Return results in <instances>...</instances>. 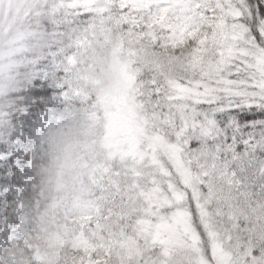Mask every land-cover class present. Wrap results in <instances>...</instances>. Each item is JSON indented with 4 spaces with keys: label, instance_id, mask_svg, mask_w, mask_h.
<instances>
[{
    "label": "snow or ice",
    "instance_id": "obj_1",
    "mask_svg": "<svg viewBox=\"0 0 264 264\" xmlns=\"http://www.w3.org/2000/svg\"><path fill=\"white\" fill-rule=\"evenodd\" d=\"M63 65L121 37L109 156L71 218L67 264H264V0H56Z\"/></svg>",
    "mask_w": 264,
    "mask_h": 264
},
{
    "label": "clouds",
    "instance_id": "obj_2",
    "mask_svg": "<svg viewBox=\"0 0 264 264\" xmlns=\"http://www.w3.org/2000/svg\"><path fill=\"white\" fill-rule=\"evenodd\" d=\"M55 4L0 0V120L13 110L37 62L58 40L52 29ZM124 63L120 35L95 33L77 69L87 106L73 105L35 130L29 195L16 226L28 247L9 248L8 264H67L76 205L88 190L96 164L109 156L115 100L125 84Z\"/></svg>",
    "mask_w": 264,
    "mask_h": 264
},
{
    "label": "trees",
    "instance_id": "obj_3",
    "mask_svg": "<svg viewBox=\"0 0 264 264\" xmlns=\"http://www.w3.org/2000/svg\"><path fill=\"white\" fill-rule=\"evenodd\" d=\"M52 29L58 38L35 66V73L26 89H21L13 110L0 120V264H8L9 248H27L17 233L21 204L29 195L32 175L31 148L26 141L33 140L34 130L43 119L56 115L67 108L82 106L83 100H69L68 74L64 69L55 70L52 59L66 49L67 34L71 24L66 16L54 13ZM49 65V71L42 66ZM25 141V143H24ZM16 230L15 240L11 239Z\"/></svg>",
    "mask_w": 264,
    "mask_h": 264
},
{
    "label": "rangeland",
    "instance_id": "obj_4",
    "mask_svg": "<svg viewBox=\"0 0 264 264\" xmlns=\"http://www.w3.org/2000/svg\"><path fill=\"white\" fill-rule=\"evenodd\" d=\"M65 51H66V49L65 50H63L62 51V55L60 56V55H56L53 59H52V66L54 67L53 69H54V71L55 70H60L61 68L62 69H64L65 70V68H64V65H63V63H62V61H63V56H64V53H65ZM42 68V73L41 74H44L45 72H43V71H49V65L48 64H44V66H42L41 67ZM66 72V71H65ZM35 73V72H34ZM64 97L65 98H67V99H69V100H76V98L78 97V99H80V100H82L81 99V93L80 94H75L74 92H72L70 89H68V92H65V94H64ZM83 104H82V106H87V101L86 100H83ZM51 116H53V115H51ZM48 118H45V119H43L42 120V122H40L39 124H37V126H36V129L38 128V127H41L42 125H43V123L47 120ZM35 129V130H36ZM35 130H34V132H35ZM34 138V137H33ZM32 138V139H33ZM33 141V140H32ZM31 139L29 140V141H26V143H25V141H24V143L25 144H27V146L29 147V148H31ZM15 233H16V230L15 229H12V231H11V235L13 236V235H15ZM17 235V234H16Z\"/></svg>",
    "mask_w": 264,
    "mask_h": 264
}]
</instances>
